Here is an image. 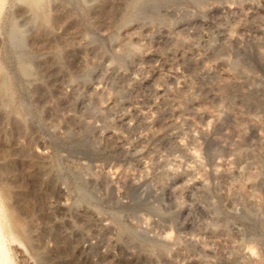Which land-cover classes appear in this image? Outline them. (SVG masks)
<instances>
[{"label":"rangeland","instance_id":"1","mask_svg":"<svg viewBox=\"0 0 264 264\" xmlns=\"http://www.w3.org/2000/svg\"><path fill=\"white\" fill-rule=\"evenodd\" d=\"M40 1L0 0V264H264V0ZM178 70L177 111L148 100Z\"/></svg>","mask_w":264,"mask_h":264},{"label":"bare ground","instance_id":"2","mask_svg":"<svg viewBox=\"0 0 264 264\" xmlns=\"http://www.w3.org/2000/svg\"><path fill=\"white\" fill-rule=\"evenodd\" d=\"M14 1H16L17 3H23L25 6H26V9L23 7V9L21 10V12H20V14L23 16V17H25L24 18V22H28V23H30V22H33L34 20H37L38 19V17L40 16V9H41V7L43 6L42 4V6L40 5V0H14ZM159 1H161V0H128V2H130V3H133V4H136V13L138 14V13H144L145 12V10L147 9V8H154L155 6H156V4L159 2ZM127 3V2H126ZM125 3V4H126ZM58 4V3H57ZM57 4H55V6L57 5ZM247 4V3H246ZM250 4V3H249ZM60 5V4H59ZM58 5V6H59ZM128 5V4H127ZM58 6H56V8L58 7ZM126 6V5H125ZM95 7V6H94ZM60 8V7H59ZM233 8V7H232ZM246 8V7H245ZM225 9V8H224ZM230 9V8H229ZM231 10V9H230ZM236 10H238V9H236ZM27 12H29V14L26 16L25 14L27 13ZM209 12H210V10H209ZM208 12V13H209ZM248 13H249V11H247ZM232 13V12H231ZM243 14V13H242ZM245 14H246V11H245ZM235 15H236V13H235ZM238 15V14H237ZM247 16H248V14H246ZM55 16V15H54ZM58 16V15H57ZM56 17V16H55ZM154 17V16H153ZM156 17H158L159 18V16H156ZM19 18V17H18ZM62 18H64V16L62 17ZM150 18H152V17H150ZM154 19V18H153ZM155 19H157V18H155ZM192 20H194V16L193 17H190V16H188V17H185V18H183V19H181V20H179L178 21V23H188V22H190V21H192ZM21 21V20H20ZM61 21V20H60ZM159 21H161V19L159 20ZM197 21V20H196ZM195 23V22H194ZM184 24V25H185ZM192 24H193V21H192ZM133 25H135V24H133ZM183 25V26H184ZM190 25V24H189ZM10 27H7V29H5L6 30V33H7V40L5 41V51H4V55L6 56V55H8L9 53H10V51H12V54L14 55V57L16 58V62H17V66L19 67V69L21 70V71H23V72H25V71H28L27 70V66H26V58H28V54H27V52L23 49V44L25 43H23V35H24V32H25V28L24 27H22V26H19L16 22H13V23H11V25H9ZM188 26V25H187ZM148 26H146L145 25V28H147ZM63 28V27H62ZM137 28V27H136ZM138 28H140V27H138ZM175 28H177V26L175 27ZM187 28V27H186ZM30 29V28H29ZM28 29V30H29ZM64 29V28H63ZM69 29V28H68ZM130 29V28H129ZM144 29V28H143ZM161 29V27H158V28H156V30L158 31V30H160ZM35 30V29H34ZM126 30H128V29H126ZM147 30V29H146ZM165 30V29H164ZM167 30V29H166ZM31 31V30H30ZM221 31H222V29H221ZM224 31V30H223ZM55 34H57V35H60L61 33H62V31L59 29V27H57V28H55L54 29V31H53ZM52 32V33H53ZM72 33V32H71ZM166 33H168V32H165V35H166ZM226 34V33H225ZM235 34V33H234ZM234 34L233 35H228L229 36V39L231 38V39H233V40H236V35L234 36ZM64 35H66V33L64 34ZM74 35V34H73ZM237 35H238V33H237ZM220 36H224V35H220ZM245 36V35H244ZM62 37H64V36H62ZM225 37V36H224ZM74 38H76V37H74ZM134 38V37H133ZM135 38H136V36H135ZM159 38V37H158ZM160 38H162L161 36H160ZM55 41V40H54ZM78 41H79V38H78ZM244 41V40H243ZM73 42V41H72ZM68 43V42H67ZM228 43V42H227ZM233 43V42H232ZM241 43V42H240ZM35 44V43H34ZM62 44V43H61ZM185 45H186V43H184ZM229 44V43H228ZM234 44H235V42H234ZM242 44V43H241ZM236 45V44H235ZM74 46L76 47L77 46V48H82V47H84V43H82V41H81V43L79 44V45H75V44H73V48H74ZM191 46V45H190ZM231 47V46H230ZM234 47V46H233ZM238 47V46H237ZM191 48H192V46H191ZM212 48V47H211ZM236 48V47H235ZM120 49V48H119ZM176 49V48H175ZM174 49V50H175ZM194 49H195V47H194ZM181 50V49H180ZM180 50L178 51L179 53L178 54H180ZM196 50V49H195ZM216 50V49H215ZM227 50V49H226ZM123 51V50H122ZM151 51V50H150ZM213 51H214V49H213ZM238 51V50H237ZM218 52V51H217ZM230 52V51H229ZM82 53V52H81ZM80 53V54H81ZM177 53V52H176ZM209 54H210V52H208ZM69 54V53H68ZM83 54V53H82ZM89 54H91V53H89ZM147 54H149L148 52H146V51H143L142 52V55H147ZM177 54V55H178ZM207 54V53H206ZM214 54H215V51H214ZM3 55V56H4ZM134 55V54H133ZM155 55V54H154ZM173 55V54H172ZM220 55V54H219ZM224 55V54H223ZM131 56V55H130ZM140 56V55H139ZM157 56V55H156ZM217 55L215 54V57H216ZM240 56V55H239ZM29 57H31V56H29ZM126 57V56H125ZM149 57V56H148ZM214 57V56H213ZM226 57V56H225ZM80 58V57H79ZM156 58V57H155ZM172 58H174V56L172 57ZM171 58V59H172ZM193 58V57H192ZM203 58H204V56H203ZM218 58V57H217ZM236 58V57H235ZM82 59V58H81ZM134 59V58H133ZM137 59V58H136ZM149 59V58H148ZM151 59V58H150ZM157 59V58H156ZM223 59V58H222ZM229 59H231L232 60V57L231 58H229ZM140 60V59H139ZM192 60V59H191ZM204 60H205V58H204ZM203 60V61H204ZM223 60H225V61H227L226 59H223ZM82 61V60H81ZM100 61V60H99ZM119 61H120V59H119ZM135 61V60H134ZM137 62H138V60H136ZM135 61V62H136ZM147 61H149V60H147ZM178 62H180L179 60H177ZM218 61V60H217ZM43 62V61H42ZM132 62V61H131ZM136 62V63H137ZM146 62V61H145ZM149 62H151V61H149ZM192 62V61H191ZM229 62V61H228ZM237 62V61H236ZM200 63V62H199ZM204 63V62H203ZM221 63H222V60H221ZM226 63V62H225ZM188 64H190V61H189V63ZM193 64V63H192ZM202 64V63H201ZM211 64H213V62L211 63ZM229 64V63H228ZM231 64V63H230ZM203 65H205V64H203ZM219 65H221V64H219ZM225 65V64H224ZM2 66V65H1ZM45 66V65H44ZM43 66V67H44ZM79 66V65H78ZM137 66V65H136ZM206 67L208 66V64L207 65H205ZM213 66H216V65H214L213 64ZM228 66V65H227ZM236 66V65H235ZM234 66V67H235ZM6 67V66H5ZM133 67V66H132ZM210 67V66H209ZM209 67H208V69H209ZM217 67V66H216ZM233 67V66H232ZM221 68V67H220ZM230 68V67H229ZM1 69H5V70H7L6 68H1ZM183 69L185 70V68L183 67ZM183 69H182V71H183ZM212 69V68H211ZM232 69V68H231ZM231 69H229V71L231 70ZM237 69V68H236ZM53 70V69H52ZM101 69L99 68V66H96L95 68H94V70H93V74L92 75H99V77L98 78H100L101 80H106L110 75V73L111 72H114V74H116V75H118V76H120V75H122L123 73H122V71H120V70H118V69H114V67L113 66H110V65H108L107 67H105L104 68V70H102V71H100ZM160 70V69H159ZM218 70V69H217ZM220 70V69H219ZM218 70V71H219ZM222 70H224V69H222ZM187 71V70H186ZM209 71V70H208ZM215 71V70H214ZM217 71V72H218ZM7 72V71H6ZM47 72H49V71H47ZM46 72V73H47ZM158 72V71H157ZM156 72V73H157ZM170 72V71H169ZM178 72H179V74H177V73H172L171 72V74H168L167 75V82H165V83H162V85L161 86H159L157 89H156V93L152 96V97H150V98H148V100H150V101H154L155 99H157V100H160V101H163L164 103L166 102L167 104H168V106H169V109L171 110V111H177V105H178V100L179 99H177L179 96H177V95H175L174 93H173V91L175 90V89H177V83H179V82H182L183 83V77H181V75H183V74H181L180 73V71L178 70ZM227 72H228V70H227ZM238 72V71H237ZM242 72V71H241ZM54 73V72H53ZM185 73V72H184ZM238 73H240V72H238ZM237 73V74H238ZM243 73V72H242ZM6 74V73H5ZM181 74V75H180ZM222 74V73H221ZM237 74H235V72H234V75L235 76H240V75H237ZM8 73H7V75L5 76V78H2V80H1V83H0V102H3L5 99V96H6V93H7V87H6V81H7V79H8ZM224 75V74H223ZM230 75V74H229ZM247 75V74H246ZM64 76V75H63ZM94 76V77H95ZM231 76V75H230ZM235 76H233V77H235ZM223 77H226V76H223ZM228 77V76H227ZM237 77V78H238ZM47 79V78H46ZM212 79V78H211ZM236 79V78H235ZM239 79V78H238ZM214 80V79H213ZM217 80V79H216ZM232 80V79H231ZM247 80H249L248 78H247ZM52 81V80H51ZM208 81V80H207ZM228 81V80H227ZM54 82H57V81H54ZM107 82V81H106ZM111 82V81H110ZM109 82V83H110ZM203 82V81H202ZM233 82V81H232ZM239 82V81H238ZM248 82V81H247ZM74 83V82H73ZM72 83V84H73ZM220 83L222 84V82L220 81ZM50 84V83H49ZM99 84V83H98ZM180 84V83H179ZM213 84H214V82L211 84V85H207V88H209V89H212V86H213ZM220 84V85H221ZM244 84V83H243ZM242 84V85H243ZM87 85V84H86ZM97 85V84H96ZM149 85H150V83H149ZM220 85H218L219 87H220ZM69 86V85H68ZM183 86V85H182ZM182 86H180V87H182ZM222 86V85H221ZM240 86H241V84H240ZM244 86H246L245 84L243 85V86H241V87H244ZM247 86H249V85H247ZM252 86V85H251ZM253 86H254V84H253ZM71 87H74V86H71ZM70 87V88H71ZM96 87V86H95ZM223 87V86H222ZM227 87V86H226ZM225 86H224V88H226ZM257 87V86H256ZM9 88V87H8ZM100 88V87H99ZM206 88V89H207ZM217 88V87H216ZM252 88V87H251ZM255 88V87H254ZM231 89V88H230ZM72 90V89H71ZM132 90H134V89H132ZM135 90H137V89H135ZM213 90V89H212ZM252 90V89H251ZM262 90H263V88H262ZM261 90V91H262ZM98 91H99V89H98ZM97 91V92H98ZM204 91H205V89H204ZM253 91H254V89H253ZM133 93H135L134 91H132ZM207 92V91H206ZM213 92V91H212ZM264 92V91H263ZM71 93V92H70ZM99 93V92H98ZM214 93V92H213ZM216 93V92H215ZM214 93V94H215ZM218 93H220L219 91H218ZM100 94V93H99ZM98 94V95H99ZM217 94V93H216ZM238 95V94H237ZM99 96H101V94L99 95ZM103 96V95H102ZM125 96V95H124ZM175 96V97H174ZM79 97H80V95H79ZM94 97V96H93ZM177 97V98H176ZM98 98H100V97H98ZM98 98H95V100L97 99V100H99V101H102V100H104V99H102V100H100V99H98ZM103 98H105L104 96H103ZM140 98V97H139ZM235 98V97H234ZM80 99V98H79ZM86 99L88 100V98L86 97ZM110 99L111 98H109V97H106L105 98V101L103 102L104 104H102V108L104 109V108H106L110 103H112V102H110ZM10 100V99H9ZM9 100H7V101H9ZM80 100H82V99H80ZM93 100L94 99H92V102H93ZM94 100V101H95ZM98 101V102H99ZM133 101H134V99H133ZM79 102V101H78ZM77 102V103H78ZM83 102H84V100H83ZM97 102V103H98ZM182 102H183V100H182ZM4 103H6V102H4ZM96 103V104H97ZM161 103V102H160ZM81 104H84V103H81ZM127 104H129V103H127ZM126 103H124L123 105H127ZM2 105V104H1ZM77 105V104H76ZM78 105H80V104H78ZM77 105V106H78ZM132 105V104H131ZM92 106V105H91ZM121 106V105H120ZM120 106H118V108L120 109ZM190 106V105H189ZM198 106V105H197ZM2 107H3V105H2ZM6 107V106H5ZM15 107V106H14ZM182 107V106H181ZM7 108V107H6ZM71 108H72V106H71ZM74 108H78V107H74ZM91 108V107H90ZM96 108V107H95ZM94 108V109H95ZM118 108H117V110L116 111H118ZM154 108V107H153ZM164 108V107H163ZM223 108H225V107H223ZM226 108H228L227 110L229 111L230 109H229V107H226ZM14 109V108H13ZM87 109H88V107H87ZM208 109V108H207ZM216 109V108H215ZM217 109H221V108H217ZM215 110V111H217L218 113L220 112L219 110ZM114 110H115V108H114ZM113 110V111H114ZM157 110H158V108H157ZM160 110V109H159ZM120 111V110H119ZM223 111V110H222ZM81 112V111H80ZM154 112V111H153ZM152 112V113H153ZM155 112H157V111H155ZM194 112H200V113H206V114H204V115H212V116H214V118L215 119H217L216 118V115L218 114V113H215V112H212V110L211 111H206L205 109H200L199 111H194ZM227 112V111H226ZM181 113V112H180ZM185 113V112H184ZM188 113V112H187ZM221 113V112H220ZM219 113V114H220ZM223 113V112H222ZM221 113V114H222ZM225 113V112H224ZM161 114V113H160ZM219 114L217 115L219 118H222V116H219ZM106 115V114H105ZM118 115H120V113L118 114ZM165 115H167V113H165ZM190 115V114H189ZM117 116V115H116ZM159 116V114L158 115H156V117H158ZM209 117V118H213V117ZM103 117H104V115H103ZM106 117V116H105ZM135 117H136V119H143V118H145L146 117V114H145V112H138V113H136L135 114ZM223 118H224V116H223ZM222 118V119H223ZM123 119V118H122ZM125 119H127V118H124V120L122 121V123H123V125L124 126H128L129 125V121L128 122H126V120ZM155 120V117H153V118H149V120H146V119H144V121H145V124H147L146 126H150L151 125V123L153 122ZM161 120V119H160ZM159 120V121H160ZM172 120V119H171ZM193 119H191V122H194V121H192ZM214 120V119H213ZM221 120V119H220ZM156 121V120H155ZM168 121H170V120H167V122ZM185 121V120H184ZM215 121V120H214ZM217 121V122H216ZM215 122L216 123H218V120H216ZM119 122V121H118ZM117 122V123H118ZM151 122V123H150ZM214 122V123H215ZM221 122H223L222 120H221ZM132 123V122H131ZM143 123V122H142ZM163 123V122H162ZM119 124V123H118ZM144 124V123H143ZM121 125V124H120ZM156 125H158V124H156ZM198 125V124H197ZM144 126V125H143ZM143 126H142V128H143ZM260 127V126H259ZM188 128V127H187ZM220 128H221V126H220ZM189 129H190V127H189ZM198 129L199 130H202V127H199L198 126ZM264 129V128H263ZM151 130H153V129H151ZM135 131V130H134ZM141 131V130H140ZM204 131V130H203ZM146 132H149V131H146ZM259 132H261L260 131V129H259ZM108 133V132H107ZM144 133V132H143ZM142 133V134H143ZM108 135H109V133H108ZM137 135H138V132H137ZM137 135H136V137H137ZM141 135V134H140ZM143 135H145V134H143ZM142 135V136H143ZM206 136V135H205ZM115 137H118V136H115ZM172 137V136H171ZM175 137H176V135H173V139H175ZM114 138V137H113ZM121 138V137H120ZM140 139H142V138H140ZM146 140V139H145ZM179 140V139H178ZM181 140V139H180ZM179 140V141H180ZM219 140V139H218ZM259 140V139H258ZM92 141V140H91ZM222 142V141H221ZM122 143V142H121ZM140 145V144H139ZM178 145H180V144H178ZM181 146V145H180ZM122 148V147H121ZM260 148V147H259ZM43 155H45V154H43ZM46 156V155H45ZM40 168V167H39ZM47 170V169H46ZM46 172V171H45ZM83 187V186H82ZM60 191H61V189H59ZM61 199V198H60ZM63 199V198H62ZM50 203V202H49ZM52 203V202H51ZM62 202L61 201H59L58 202V204H61ZM46 207V206H45ZM47 208V207H46ZM49 208V207H48ZM12 226V225H11ZM62 228V227H61ZM69 234V233H68ZM2 237V236H1ZM2 245V244H1ZM101 246V248H102V246H103V244L101 243L100 244ZM19 246V245H18ZM207 246V245H206ZM2 248V247H1ZM59 251V250H58ZM206 251H209V250H206ZM101 253V252H100ZM99 253V254H100ZM105 254V253H104ZM31 254H30V256H27L28 257V259H26L27 261V263H28V260H32L31 261V263L30 264H36V261L35 260H33V259H31ZM34 256V255H33ZM32 256V257H33ZM35 257V256H34ZM33 257V258H34ZM37 257V256H36ZM38 258V257H37ZM259 260V259H258ZM95 261V260H94ZM93 261V262H94ZM101 261V260H100Z\"/></svg>","mask_w":264,"mask_h":264}]
</instances>
